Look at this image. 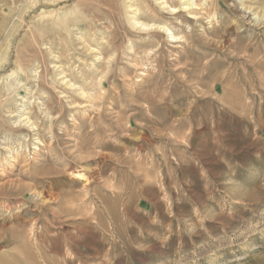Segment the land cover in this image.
I'll return each instance as SVG.
<instances>
[{"label":"rangeland","instance_id":"1","mask_svg":"<svg viewBox=\"0 0 264 264\" xmlns=\"http://www.w3.org/2000/svg\"><path fill=\"white\" fill-rule=\"evenodd\" d=\"M165 1L0 0V264H264V0Z\"/></svg>","mask_w":264,"mask_h":264},{"label":"bare ground","instance_id":"2","mask_svg":"<svg viewBox=\"0 0 264 264\" xmlns=\"http://www.w3.org/2000/svg\"><path fill=\"white\" fill-rule=\"evenodd\" d=\"M190 1H191V0H190ZM165 2H166L167 4L169 3V4H168V8H172V7L170 6V4H171L170 2H167V0H166ZM189 3H190V2H187V1H186V5H187V4H188V5H187V7H185L184 9H186V10L189 9L190 12H187V13H192L193 11H192V8H190L191 5H190ZM164 4H165V3H164ZM197 4H198V3H197ZM184 5H185V4H184ZM127 14H128V13H127ZM193 14H194V13H193ZM133 21H134V20H133ZM137 23H138V22H137ZM152 25H153V24H152ZM141 27H143L144 29L149 28V26H147V25H146V26H145V25H144V26L142 25ZM164 31L167 32L168 29H166V28L164 27ZM170 37H171L172 39H175L173 34H171ZM177 37H178V36H177ZM44 67H45V66H44ZM75 113H77V112H75ZM21 115H22V114H21ZM19 117H20V116H19ZM74 148H75V147H74ZM15 161H16V160H15ZM15 164H16V163H15ZM8 180H9V179H8Z\"/></svg>","mask_w":264,"mask_h":264}]
</instances>
